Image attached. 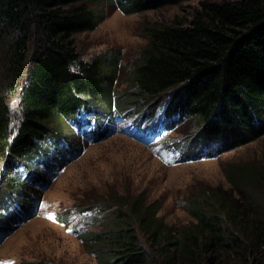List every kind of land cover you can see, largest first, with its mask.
I'll use <instances>...</instances> for the list:
<instances>
[{
    "label": "trees",
    "instance_id": "trees-1",
    "mask_svg": "<svg viewBox=\"0 0 264 264\" xmlns=\"http://www.w3.org/2000/svg\"><path fill=\"white\" fill-rule=\"evenodd\" d=\"M183 1L0 0V242L35 210L37 197L24 187L32 163L61 152L72 135L87 144L80 112L96 132L88 143L115 133L112 108L130 107L125 96L152 100L153 109L142 111L159 109L167 127L171 119L193 118L202 127L196 143L213 152L194 153L195 139L189 146L190 139L169 136L150 152L166 167L214 155L223 136L232 145L246 141L253 122H264V0H203L186 22H142L146 42L120 94L118 49L80 58L73 36L101 20L94 6L131 14ZM164 93L169 101L158 102ZM102 110L104 123L95 114ZM72 142L75 153L66 161L81 150ZM223 171L226 187L187 197L183 225L165 224L158 200L144 192L84 203L56 221L95 264H264V160L228 163Z\"/></svg>",
    "mask_w": 264,
    "mask_h": 264
},
{
    "label": "rangeland",
    "instance_id": "rangeland-1",
    "mask_svg": "<svg viewBox=\"0 0 264 264\" xmlns=\"http://www.w3.org/2000/svg\"><path fill=\"white\" fill-rule=\"evenodd\" d=\"M200 1L203 0H186L178 5L131 14H123L110 5L94 6L99 12L102 11L101 20L92 30L73 36L80 58L86 60L104 50L118 49L123 70L114 89L115 94H120L128 89V72L146 42L139 31L140 24L169 22L173 18L186 22ZM124 99L130 107L121 109L115 102V110L126 112V117L134 112L153 109L152 100L147 98L131 96L129 99L125 96ZM156 100L169 101L168 93ZM104 113V110L95 113L103 117V123L106 122ZM86 117L85 112H80L79 122L85 124ZM119 119L111 124L115 133L111 131L100 135L91 143L86 141L87 144L80 143L79 137L72 135L69 137L70 145L61 152L42 155L32 163L36 171L30 172L31 182H26L24 187L26 192L30 191L33 197H37V205L33 213L20 220L10 234L2 237L0 264H95L75 235L68 233L69 228L56 221L58 215L84 203L96 204L102 200H112L116 195L144 192L149 200H158L157 215L165 224L183 225L189 221L184 209L189 195L212 187H226L223 171L226 164L264 160V122H253L254 133L246 141L239 140L237 145H232L230 140L233 138L223 136L225 144L214 155L203 158L194 156L166 167L156 161L150 152L158 147L156 144L169 141L168 137L175 135L186 142L190 139L189 146L193 145L197 142V132L202 129L198 127V122L185 117L180 124L170 120L168 127L163 126L159 122V109L148 118L137 120V127L127 119L121 120L124 123H118ZM147 131L156 134L157 143L152 144L144 136ZM94 134L95 131L85 127L81 136L89 138ZM194 139L195 142H191ZM74 140L81 150L66 161L75 153ZM213 147L204 149L196 143L192 151L205 153L207 150L211 153ZM161 153L164 155L163 151ZM34 173L38 179H33Z\"/></svg>",
    "mask_w": 264,
    "mask_h": 264
},
{
    "label": "snow or ice",
    "instance_id": "snow-or-ice-1",
    "mask_svg": "<svg viewBox=\"0 0 264 264\" xmlns=\"http://www.w3.org/2000/svg\"><path fill=\"white\" fill-rule=\"evenodd\" d=\"M50 218H52V217H50Z\"/></svg>",
    "mask_w": 264,
    "mask_h": 264
}]
</instances>
